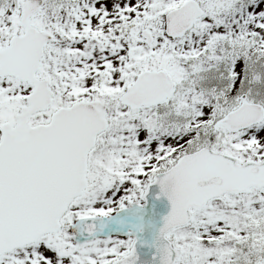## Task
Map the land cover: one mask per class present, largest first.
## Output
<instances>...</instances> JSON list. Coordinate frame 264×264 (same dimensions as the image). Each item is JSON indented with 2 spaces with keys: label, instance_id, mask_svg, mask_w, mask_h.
I'll list each match as a JSON object with an SVG mask.
<instances>
[{
  "label": "snow or ice",
  "instance_id": "snow-or-ice-1",
  "mask_svg": "<svg viewBox=\"0 0 264 264\" xmlns=\"http://www.w3.org/2000/svg\"><path fill=\"white\" fill-rule=\"evenodd\" d=\"M0 264H264V0H0Z\"/></svg>",
  "mask_w": 264,
  "mask_h": 264
}]
</instances>
